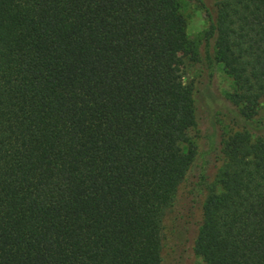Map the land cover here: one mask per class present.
<instances>
[{
  "label": "trees",
  "instance_id": "1",
  "mask_svg": "<svg viewBox=\"0 0 264 264\" xmlns=\"http://www.w3.org/2000/svg\"><path fill=\"white\" fill-rule=\"evenodd\" d=\"M204 40L233 92L191 250L264 264V0H217ZM187 45L176 0H0V264L171 258L164 219L196 157L172 70Z\"/></svg>",
  "mask_w": 264,
  "mask_h": 264
},
{
  "label": "rangeland",
  "instance_id": "2",
  "mask_svg": "<svg viewBox=\"0 0 264 264\" xmlns=\"http://www.w3.org/2000/svg\"><path fill=\"white\" fill-rule=\"evenodd\" d=\"M176 2L184 22L188 45L177 54L172 70L182 87L193 89L195 124L188 129L186 136L195 148L196 157L186 180L177 190L174 206L165 215L167 226L176 223L178 229L181 228L182 239L179 246L170 253L171 258L165 259L163 264H204L200 257L192 253L191 243L196 230L199 207L206 194V186L213 181L216 171L214 150L212 151L213 146L209 139L212 135V141L216 144L214 148H217L216 119L223 121V114L229 108L224 95L232 93L233 89L231 79L224 74L222 66L212 58L211 43L204 40L208 19L209 17L214 19L217 0ZM253 121L258 128L264 126V104L261 101L257 103ZM185 146L186 144L183 148ZM202 159L206 162L203 163ZM199 175L204 177L200 187L195 186Z\"/></svg>",
  "mask_w": 264,
  "mask_h": 264
}]
</instances>
